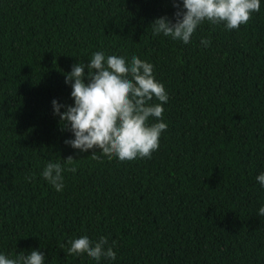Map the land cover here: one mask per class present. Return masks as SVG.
Returning <instances> with one entry per match:
<instances>
[{
	"label": "trees",
	"instance_id": "trees-1",
	"mask_svg": "<svg viewBox=\"0 0 264 264\" xmlns=\"http://www.w3.org/2000/svg\"><path fill=\"white\" fill-rule=\"evenodd\" d=\"M175 12L171 0H0V253L98 264L66 254L87 235L116 252L99 264H264V0L238 30L205 21L188 44L153 35ZM96 51L154 65L169 100L151 158L65 143L52 100L74 103L65 74ZM70 155L57 192L41 171Z\"/></svg>",
	"mask_w": 264,
	"mask_h": 264
},
{
	"label": "clouds",
	"instance_id": "clouds-1",
	"mask_svg": "<svg viewBox=\"0 0 264 264\" xmlns=\"http://www.w3.org/2000/svg\"><path fill=\"white\" fill-rule=\"evenodd\" d=\"M171 2L176 8L175 22L167 16L156 18L151 23L153 35L163 34L184 44L191 42V37L205 21L211 25L223 24L225 30H238L261 8V0ZM201 43L208 47L211 41L202 38ZM65 83L71 86L70 95L74 103L64 105L53 99L52 106L62 129L74 135L73 139L65 140L66 144L81 152L93 150L91 157L95 160L107 157L121 162L151 158L159 150L160 138L168 128L163 120V105L169 96L163 83L156 80L153 64L136 55L129 60L125 56L96 51L88 63L72 65L71 71L65 74ZM61 108H64L63 112ZM150 120L155 122L150 123ZM97 150L100 155H97ZM73 161L71 155L64 158L63 163L48 161L41 176L57 192H62L65 186L63 173H75L77 170L71 167ZM34 178L35 174L26 180ZM256 179L264 187V172ZM258 215L264 216V205L259 208ZM60 247L63 250L66 246L61 244ZM66 254H86L98 264L102 259H116V252L113 246L108 245L107 236H100L97 240L87 235L70 239ZM45 261V254L37 249L26 254L21 252L15 257L0 253V264H45Z\"/></svg>",
	"mask_w": 264,
	"mask_h": 264
}]
</instances>
